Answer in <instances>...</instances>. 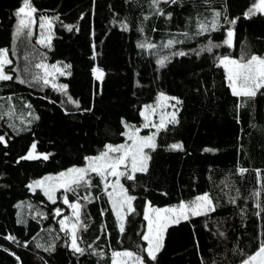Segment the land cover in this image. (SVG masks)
<instances>
[{
	"label": "trees",
	"instance_id": "1",
	"mask_svg": "<svg viewBox=\"0 0 264 264\" xmlns=\"http://www.w3.org/2000/svg\"><path fill=\"white\" fill-rule=\"evenodd\" d=\"M30 2L37 9L32 35L26 29L17 36L15 12L23 0H0V49L8 50L12 63L5 71L13 77L0 81V136L6 142H0V264H112L113 252L126 248L146 264H241L253 254L264 242V89L251 99L233 96L219 60L264 56V13L244 16L257 0H177L159 5L164 16L152 0ZM214 12L221 14L219 29L197 35L200 23L211 26ZM41 16L56 17L50 47L37 43ZM233 19L235 24L229 23ZM229 29L231 47L224 43ZM168 40L173 46L163 47ZM179 51L187 55H173ZM162 57H168L163 67L157 63ZM41 61L71 66L70 75L61 78L67 94L33 78L42 75L35 68ZM94 68L104 73L102 80ZM163 93L181 102L178 123L157 134L146 172L134 180L121 178L136 197L125 231L120 232L108 191L95 174L91 187L66 193L69 202L81 203L87 226L78 232L85 253H74L60 230L62 215L69 212L63 189L53 203L29 184L84 165L85 157L107 144L123 142L125 124L138 128L142 107ZM33 144L49 158L21 159ZM241 168L248 171L241 175ZM204 193L215 212L170 225L156 260L148 258L142 239L147 202L172 205ZM85 195L90 200L81 199Z\"/></svg>",
	"mask_w": 264,
	"mask_h": 264
},
{
	"label": "snow or ice",
	"instance_id": "2",
	"mask_svg": "<svg viewBox=\"0 0 264 264\" xmlns=\"http://www.w3.org/2000/svg\"><path fill=\"white\" fill-rule=\"evenodd\" d=\"M161 3L164 4H175L177 0H152V6L156 9V12L164 16L165 12L163 9L159 7ZM37 9L32 6L30 0H23V5L19 7V9L15 12V16L18 18V23L16 26V35L19 36L26 29L27 36H31L32 32L30 30L33 16L36 13ZM264 13V0H259L258 4H255L253 7L249 8L247 12L244 13L245 18H251V16L255 15L256 12ZM168 17H171V13H167ZM220 12H214L211 26L200 23L199 29L200 31L197 35L204 34L209 31H216L220 27L219 17ZM147 19V17H145ZM235 20L229 21L231 24H235ZM45 25L48 26L49 30L52 26V20L46 17L40 18V28L43 29ZM68 27L69 31L73 30L72 26ZM126 27V25L124 26ZM78 31V28L76 29ZM184 35L187 36V33ZM234 32L229 29L227 31V40L224 42L229 47L232 46L233 43ZM50 40V36H49ZM38 44L45 45L46 41L43 35L39 40H37ZM174 44L173 40H168L167 44L163 45L165 48H170ZM46 46L50 47V43ZM141 48H155L154 44H139ZM217 47L219 45H216ZM208 51H211V47L207 48ZM203 51V49H202ZM173 55L185 56L187 55L184 51H179L173 53ZM95 57H93L94 59ZM168 57H162L157 60L159 66H165V61ZM12 61L8 58V50L0 49V81H9L12 80L13 77L9 74H6L5 67L11 64ZM219 64L224 66L227 74L228 87L231 89V93L235 97H247L249 99L255 98L258 93L264 89V57L258 55H251L246 61L241 57V59H232L228 56H224L219 60ZM49 65L43 63L35 64V68L41 69L43 74L36 75L33 78L43 84L48 85L51 81L49 80V76L53 74V72H58L60 75H65L70 73H65L57 65H51L52 72L49 71ZM70 65H64V68H70ZM93 72L96 76L97 80H102L104 73L99 68H94ZM21 83L25 81L21 80ZM53 87L56 85L53 83ZM67 89V85L59 86V90H63L65 94ZM175 100L176 104L181 103L177 98L166 97L163 94L160 95L159 100L168 101ZM69 101H72V98L69 97ZM246 103V101H245ZM78 106V104H77ZM163 108L164 105H158ZM175 107V105H172ZM156 112V108L151 105H146L144 107V111L140 113L144 118V127L147 128L149 126L155 128V132L149 136H139V129L133 128V126L125 124V128L131 129L130 131H126L123 133L127 137V140L130 141V144H120L113 145L107 144L105 146V150L101 151L98 155L94 157H85L86 165L82 167H71L65 171L60 172L57 176H47L41 180L34 181L33 184H30L29 187H40L44 190V194L48 197L50 201L53 203L55 200V193L63 189L64 200L63 203L68 205L72 209L74 222L69 224V217H65L59 221L60 230L65 232L66 235L69 236L70 239V247L74 253H78L80 255H84L85 249L80 247L81 237L78 235V232L81 228L86 230V225L81 220V208L82 205L78 201L69 202L66 193L72 192L73 194L77 193V190L81 187L89 188L91 187V174H95L100 178V181L104 183V188L107 190L111 187L112 191L108 192L109 199L112 203V209L115 212L117 220L120 222V232L123 233L125 231V220L128 214H131L135 211L133 207V201L136 197L128 194L126 188H124L121 183V178H126L127 180H134L136 173H144L147 171V162L150 159L148 154L145 152V149L155 150L156 145V136L157 134L166 129L168 124L178 123L176 112H172L169 114V118L166 120L164 114H161L160 121L158 124L153 123L150 119V115H154ZM38 119V117H37ZM0 142H5L4 136H0ZM32 150L26 156L21 157V159L26 160H35L40 159L41 157L35 155L36 145L33 144ZM173 149H181L182 145L173 144L171 145ZM49 158L48 155H44L43 159L47 160ZM241 175L246 173L248 169L241 168L238 170ZM257 177L259 178L261 173L260 170L256 172ZM109 177L115 178L114 182L111 184L108 183ZM51 182V183H49ZM260 192L257 191L254 193V196L259 197ZM83 200H90V196L85 195L81 197ZM232 203H235V199L231 200ZM256 207H260V203L257 200ZM216 208L213 204V200L208 193H204L202 195H198L193 201L183 202L181 201L178 205L168 208H153L149 203L146 207V210L143 214L144 220L147 221V231L142 235V239L147 242V247L145 249L147 253V257L152 261L156 260V254L162 247V239L166 228L170 223H178L181 219H188L189 216L198 217V216H206L210 212H215ZM55 214L57 216L61 215V210L57 208L55 210ZM259 215V213H257ZM223 235V233H221ZM5 239L10 241H15L16 238L14 236H7ZM25 246H27L25 244ZM91 246V245H89ZM37 247H43V245L37 244ZM46 251L50 249H45ZM113 261L112 264H128L129 261H132L133 264H145L144 259L136 254L133 251H123V252H113ZM117 258H120L119 260ZM19 260V257H17ZM241 264H264V242H261L259 248L251 255H248L246 259H244Z\"/></svg>",
	"mask_w": 264,
	"mask_h": 264
},
{
	"label": "rangeland",
	"instance_id": "3",
	"mask_svg": "<svg viewBox=\"0 0 264 264\" xmlns=\"http://www.w3.org/2000/svg\"><path fill=\"white\" fill-rule=\"evenodd\" d=\"M258 3H259V0H257V4H258ZM41 17H46V16H41ZM41 17H40V18H41ZM46 18H49V19L52 20V26H51V29L49 30V28H48L47 25H45V27H44L43 29H41V28H40V20H39V33H38V37H37V40H39V39L41 38V36L43 35V37L45 38V41H46V44H45V45H42V46H44V47H48V46H46L48 43H50V45H51L52 38H53V36H54V31H53V21L56 19V17H46ZM49 36H50V40H49ZM258 56H260V55H258ZM261 57H264V56H261ZM8 58H9V57H8ZM229 58L237 59V58H233V57H229ZM249 58H250V57H249ZM247 59H248V58H247ZM247 59H244V60L246 61ZM237 60H239V59H237ZM43 63H45V64H47V65L50 66V67H49V71H50V72H52L51 65H57V66L60 67L62 70H64L65 73H68V71H69V68H67V69L64 68V65H68V64L63 63V62L50 63V62L44 61ZM5 72H6V71H5ZM6 74H7V72H6ZM42 74H43V72H42ZM66 75H67V74H65V75H60L58 72H53V74H52L51 76H49V80L51 81L49 84L53 86V83H54V84L56 85V87L59 88V86L64 85V84L61 82V78L64 77V76H66ZM163 95L166 96V97H170V98L174 97V96L169 95V94H166V93H163ZM174 98H175V97H174ZM161 104L164 105L163 108H161V107L158 106V105H161ZM146 105H151V106H153V107L156 108V112H155V114L149 116V119H150L153 123H155V124H158V123H159L161 114H164L165 119L167 120V119L169 118V114H170V113H172V112H174V111L177 113V105H176V101H175V100H171V99H170V100H168V101H161V100L158 99L156 103L146 104ZM146 105H144V106L142 107L141 112L144 111V107H145ZM172 105H175V107H172ZM142 118H143V116H142ZM144 123H145V121H144V118H143L141 125L138 127V129H139V133H138V135H139V136H149V135H152L153 132H155L156 130H155V128H153V127H151V126L147 127L148 132H141V129H144V128H145V127H144ZM128 125H129V124H128ZM130 130H131V129L126 128L125 132H126V131H130ZM125 137H126V136H125ZM156 137H157V136H156ZM130 143H131V142L128 141V140H127V137H126L125 140H124L123 142L115 143V144L111 143V144H113V145H120V144H130ZM103 150H105V148H104ZM103 150H102V151H103ZM149 150H150V149H145V152L148 154V156H149ZM30 151H33V150H32V147L30 148L29 152H30ZM29 152H28V153H29ZM100 152H101V151H100ZM100 152H99V153H100ZM28 153H27V154H28ZM99 153H97V154H95V155H92V156H89V157H94V156L98 155ZM34 154H35V155H38V156H40V157H43L44 155H47L46 153H42V152L37 151L36 148H35V152H34ZM85 165H86V163H85L84 165H78V166H75V167H82V166H85ZM147 166H148V162H147ZM71 167H74V166H71ZM71 167H68V168H66V169H63V170L58 171V172H56V173H47V174H44L43 176H41L40 178H38V179H36V180H34V181L41 180V179H43L44 177H47V176L55 177V176H57L60 172L65 171V170H67V169H69V168H71ZM114 179H115V178L109 177L108 183L111 184L112 182H114ZM34 181H32L30 184H33ZM49 183H51V182H49ZM121 183H122V181H121ZM30 184H29V185H30ZM123 186H124V185H123ZM124 188H125V187H124ZM30 190H31L32 192H35V191H37V190H41V191L44 193V190H43L42 188H40V187H32V188H30ZM60 190H61V189H60ZM60 190H58V191L55 193V200H57V198H58V192H59ZM107 191H108V192H111V191H112L111 187H109V188L107 189ZM128 194H129V193H128ZM129 195H130V194H129ZM131 196H132V195H131ZM196 197H197V196H196ZM196 197H195V198H196ZM195 198L190 199V200H184L183 202H190V201H193ZM149 203H150V202L148 201L147 204H146V207H147V205H148ZM150 204H151V203H150ZM178 204H179V203H177V204H172V205H165V206H157V205H153V204H151V206H152L153 208H168V207L176 206V205H178ZM145 210H146V209H145ZM65 217H69V218H70L69 221H67V223L69 224V227H70V226H71V223L74 222V219H75V218L73 217L72 209H71L70 207H69V212H68L67 214L62 215V219H64ZM189 217H190V216H189ZM181 220H184V219H181ZM181 220H180V221H181ZM118 222H119V221H118ZM172 224H175V223H170L169 226L172 225ZM119 225H120V222H119ZM169 226H168V227H169ZM168 227H167V228H168ZM167 228H166V230H167ZM166 230H165L164 235H163L162 245H163V243H164V238H165ZM146 231H147V226H146ZM146 231H145V232H146ZM126 250H127V251H133V250H131V249L126 248V249L117 250V251H115V252H123V251H126ZM133 252H134V251H133ZM117 259L119 260L120 258H117ZM128 264H133V262H132V261H129ZM145 264H146V263H145Z\"/></svg>",
	"mask_w": 264,
	"mask_h": 264
}]
</instances>
